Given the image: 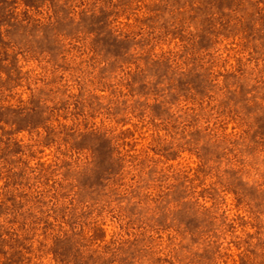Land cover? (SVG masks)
Listing matches in <instances>:
<instances>
[{
  "label": "rangeland",
  "instance_id": "1",
  "mask_svg": "<svg viewBox=\"0 0 264 264\" xmlns=\"http://www.w3.org/2000/svg\"><path fill=\"white\" fill-rule=\"evenodd\" d=\"M0 264H264V0H0Z\"/></svg>",
  "mask_w": 264,
  "mask_h": 264
}]
</instances>
